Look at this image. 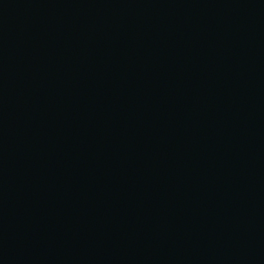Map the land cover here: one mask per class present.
<instances>
[{
  "label": "water",
  "instance_id": "1",
  "mask_svg": "<svg viewBox=\"0 0 264 264\" xmlns=\"http://www.w3.org/2000/svg\"><path fill=\"white\" fill-rule=\"evenodd\" d=\"M0 264H264V0H0Z\"/></svg>",
  "mask_w": 264,
  "mask_h": 264
}]
</instances>
